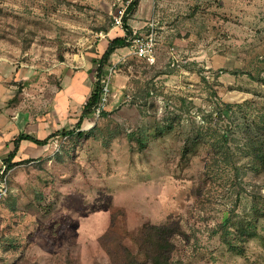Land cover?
<instances>
[{
  "label": "rangeland",
  "instance_id": "1",
  "mask_svg": "<svg viewBox=\"0 0 264 264\" xmlns=\"http://www.w3.org/2000/svg\"><path fill=\"white\" fill-rule=\"evenodd\" d=\"M128 2L0 0V60L21 70L9 83L22 110L51 117L57 108L61 127L76 126L102 49L124 35L114 21ZM150 21L155 63L132 46L115 51L106 108L81 126L88 138L36 144L35 160L14 167L0 200V264H112L99 237L119 209V232L179 218L190 233L182 264H264V209L246 254L221 239L227 216L252 214L253 198L264 204V174L231 180L228 170L204 182L210 146L197 142L206 120L229 131L244 164V126L264 113V0H141L129 23L146 33Z\"/></svg>",
  "mask_w": 264,
  "mask_h": 264
},
{
  "label": "trees",
  "instance_id": "2",
  "mask_svg": "<svg viewBox=\"0 0 264 264\" xmlns=\"http://www.w3.org/2000/svg\"><path fill=\"white\" fill-rule=\"evenodd\" d=\"M141 0H130L127 3L123 15V31L125 34H118L109 37L106 48L97 59L96 79L92 89L83 105L82 113L76 123V126L70 129L63 128L53 132L44 139L36 138L27 133H20L14 138V149L3 159L8 168H14L17 165L25 164L31 159L16 160L20 142L30 140L39 145L49 144L54 138L64 136L88 138L90 133L81 129L84 120L93 115L94 110L99 105L102 97L103 78L108 67L111 64V57L115 51L122 46H131L130 36L132 35V26L129 20L133 18ZM255 78V77H254ZM263 79V78H262ZM234 108L227 105L223 108L224 115H232ZM207 124V125H206ZM172 124L168 128H172ZM248 141L242 148L241 159L244 164L237 163V156L231 148L232 137L229 131H217L212 129L208 121H204L197 133V142L199 144H208L210 146V156L205 163V170L202 173L204 182L214 180L222 175L227 176L229 171H233L232 179L239 178L240 173L249 172L257 175L264 174V113L253 118L244 126ZM228 130V129H227ZM163 129H158L157 134L162 135ZM145 139L141 144L145 145ZM197 147V146H196ZM233 150V151H232ZM189 152L188 151H185ZM229 170V171H228ZM202 187L197 189L200 194ZM252 214L248 216H239L238 220L227 216L222 224L221 239L226 248L236 254H246L245 243L257 234L258 219L260 214L258 209H264V204L260 205V200L253 198ZM125 220L126 213L124 209L119 211ZM113 212L109 228L99 237V242L108 254L112 264H182L180 256L181 243L190 241V233L185 229L182 221L174 216H169L167 220L161 223L144 222L140 226L130 230L124 227L122 232L116 229V219L119 213ZM125 221H123V224ZM128 240V241H127ZM13 264H37L25 260L23 263L14 262Z\"/></svg>",
  "mask_w": 264,
  "mask_h": 264
},
{
  "label": "crops",
  "instance_id": "3",
  "mask_svg": "<svg viewBox=\"0 0 264 264\" xmlns=\"http://www.w3.org/2000/svg\"><path fill=\"white\" fill-rule=\"evenodd\" d=\"M20 71L13 69L5 60H0V164L14 149L13 140L18 134L27 133L36 138L44 139L63 128H72L66 125L61 127V123L58 121L59 110L57 108L55 109L57 115L53 112L51 117L50 114L33 117L30 111L21 109L24 100L21 99L22 97L19 98L17 91H14L15 86L9 83V79L17 73L19 75ZM65 97L63 107L70 105V96L65 95ZM35 145L30 140H22L16 160L33 158L31 153L37 149Z\"/></svg>",
  "mask_w": 264,
  "mask_h": 264
},
{
  "label": "built area",
  "instance_id": "4",
  "mask_svg": "<svg viewBox=\"0 0 264 264\" xmlns=\"http://www.w3.org/2000/svg\"><path fill=\"white\" fill-rule=\"evenodd\" d=\"M125 9L120 11V13L115 16V28H123V15ZM146 26L148 29L146 33L140 31L141 29L132 28V35L130 36L131 46L133 47V53L137 57L145 60L150 64H154L156 61V46L158 43L155 32V23L154 21H150ZM113 69L114 67L108 69L105 77L103 78L101 101L93 113L97 117L102 114L109 101V96L111 94V78ZM13 169L14 168H8V165L4 161H2L0 164V200L8 196L11 191V173Z\"/></svg>",
  "mask_w": 264,
  "mask_h": 264
}]
</instances>
